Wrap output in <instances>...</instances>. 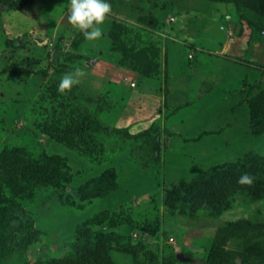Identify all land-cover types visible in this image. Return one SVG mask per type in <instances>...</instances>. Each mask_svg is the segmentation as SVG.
Masks as SVG:
<instances>
[{
  "label": "rangeland",
  "instance_id": "rangeland-1",
  "mask_svg": "<svg viewBox=\"0 0 264 264\" xmlns=\"http://www.w3.org/2000/svg\"><path fill=\"white\" fill-rule=\"evenodd\" d=\"M68 3L0 0V264H210L213 250L220 264H264V192L237 189L226 209L191 217L183 198L167 199L212 165L235 164L239 178L264 161V127L250 113L264 116V14L215 0H110L89 40ZM66 73L77 82L59 91ZM44 83L58 106L40 119L70 133L63 143L27 114ZM43 155L67 167L58 174ZM99 176L113 190L94 195Z\"/></svg>",
  "mask_w": 264,
  "mask_h": 264
},
{
  "label": "trees",
  "instance_id": "trees-1",
  "mask_svg": "<svg viewBox=\"0 0 264 264\" xmlns=\"http://www.w3.org/2000/svg\"><path fill=\"white\" fill-rule=\"evenodd\" d=\"M215 1H224V2H231L235 4L237 9L238 6L242 5H248L250 8L256 9L259 8L262 14H264V0H215ZM80 33L76 36V38L73 41V47L77 50L79 49V41ZM195 43L191 44V48L194 49ZM71 55H74L73 61L81 60L83 58L82 54H77L75 52H71ZM66 54L68 57H71V55ZM66 56V57H67ZM192 57V55H191ZM190 57V58H191ZM2 73H15L18 75L26 76L28 73L27 71L23 70L22 68H19L18 66L14 65H7L2 70ZM39 75H45L46 71L39 70ZM72 92L76 93L77 90L72 88ZM56 90L54 88H50L49 84H42L39 89V94L36 96V98L33 100L29 111L27 114L35 115L37 119L36 125L41 128V131L43 134H45L48 138H50L53 141H56L58 143H63L65 139H69L70 133L61 129L60 127H56L50 124L49 121L46 119H43L42 117L43 112L45 111L46 107H51L53 109V112L56 111L58 106V96H56ZM58 95V94H57ZM49 102L51 103V106H49ZM263 109L257 108V106H253L251 104L250 113L252 116L253 123L259 122V128L264 127V116L262 114ZM263 119V120H262ZM256 135H262L264 131L255 132ZM66 146V145H65ZM8 151V149H5ZM18 151V148H16V153ZM43 165H47L48 162H53V167L56 169L57 173L59 174L61 167H67L66 161L62 159L60 156H47L43 155ZM2 160L0 159V162ZM41 161V160H40ZM66 164V165H65ZM210 169L206 171L205 173L199 175V178H195L193 181L189 182H181L179 184V187H175L172 190L168 192V202L172 203L175 201L180 200L181 198L184 199V202H182V209L183 214L192 216L191 210H199L203 209L208 211L209 213H213L214 211L220 212L223 209L227 208V205L229 203V197L232 196L237 189H246L252 196L257 195V193L264 192V161L263 162H254V164L248 165L247 173H250L253 176V183H238V174L235 171V164L230 163H219L212 165L209 167ZM48 168H44L43 171H47ZM113 177V176H112ZM95 183L98 184L99 187L98 190H95L93 192L94 195H100L104 193H108L110 190H113L115 187L114 180L111 177L106 176H99L98 178L94 179ZM97 191V192H96ZM183 192L182 195L181 193ZM182 195V196H181ZM10 220V219H9ZM19 229L25 231L27 229V225L23 222H20ZM17 228V230H18ZM20 230V231H21ZM19 231V230H18ZM15 236L14 238H16ZM217 250H213L211 252V261L210 264H220V260H223L221 258V255L218 256ZM209 257V258H210ZM225 259V258H224ZM166 264H173V256L169 255L166 259ZM77 264H99L98 260L93 257L89 256V258L82 260L80 263Z\"/></svg>",
  "mask_w": 264,
  "mask_h": 264
},
{
  "label": "clouds",
  "instance_id": "clouds-1",
  "mask_svg": "<svg viewBox=\"0 0 264 264\" xmlns=\"http://www.w3.org/2000/svg\"><path fill=\"white\" fill-rule=\"evenodd\" d=\"M111 11L110 0H69L68 21L79 28L84 37L94 40L102 35L101 22ZM79 72V70H77ZM77 82L73 73L63 75L58 84V90L64 91ZM238 183H253V176L244 172L238 178Z\"/></svg>",
  "mask_w": 264,
  "mask_h": 264
},
{
  "label": "crops",
  "instance_id": "crops-1",
  "mask_svg": "<svg viewBox=\"0 0 264 264\" xmlns=\"http://www.w3.org/2000/svg\"><path fill=\"white\" fill-rule=\"evenodd\" d=\"M170 79H171V84H173L172 82L178 80V78H176L174 75H172V76L170 77ZM169 83H170V81H169ZM179 84H180V83H179Z\"/></svg>",
  "mask_w": 264,
  "mask_h": 264
},
{
  "label": "built area",
  "instance_id": "built-area-1",
  "mask_svg": "<svg viewBox=\"0 0 264 264\" xmlns=\"http://www.w3.org/2000/svg\"><path fill=\"white\" fill-rule=\"evenodd\" d=\"M189 57H191V55H189ZM134 236H136V234Z\"/></svg>",
  "mask_w": 264,
  "mask_h": 264
}]
</instances>
